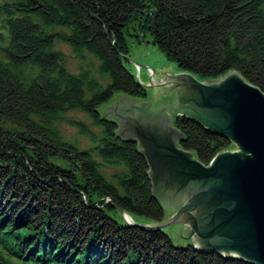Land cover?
<instances>
[{
    "label": "trees",
    "instance_id": "16d2710c",
    "mask_svg": "<svg viewBox=\"0 0 264 264\" xmlns=\"http://www.w3.org/2000/svg\"><path fill=\"white\" fill-rule=\"evenodd\" d=\"M0 12L8 34L6 41L0 32V243L6 249L13 242L21 254L46 249L40 264H254L125 220L119 207L151 224L168 214L153 195L138 143L118 135L117 122L100 107L120 93L147 97L124 63L130 23L180 70L203 79L238 71L264 91V0H7ZM57 41L81 57L99 58L109 83L89 70L70 71ZM72 109L102 128L98 136L74 122L92 148L66 140L56 126ZM175 125L181 146L205 165L236 148L190 117H177ZM103 165L120 170L110 179ZM0 264H14L1 249Z\"/></svg>",
    "mask_w": 264,
    "mask_h": 264
},
{
    "label": "water",
    "instance_id": "95a60500",
    "mask_svg": "<svg viewBox=\"0 0 264 264\" xmlns=\"http://www.w3.org/2000/svg\"><path fill=\"white\" fill-rule=\"evenodd\" d=\"M139 66L149 68L151 78L138 76L136 65L134 73L161 92L157 102L152 94L153 101L145 102L120 93L100 112L117 122L118 135L138 143L149 162L153 195L168 218L139 224L119 207L125 220L164 229L176 243L182 236L197 249L264 264V91L238 71L203 79L164 62L156 71ZM173 116L199 121L236 148L203 164L180 146L184 136Z\"/></svg>",
    "mask_w": 264,
    "mask_h": 264
},
{
    "label": "rangeland",
    "instance_id": "374dc122",
    "mask_svg": "<svg viewBox=\"0 0 264 264\" xmlns=\"http://www.w3.org/2000/svg\"><path fill=\"white\" fill-rule=\"evenodd\" d=\"M6 1L7 0H0V6H2V4H4ZM4 19H5V15L0 12V32H2V36L5 38V40L8 41L7 30L3 22ZM61 29L62 28H58V30ZM128 30L131 32L132 35H130L127 32ZM136 34L138 37L136 36ZM143 37L144 34H142L138 29V23H130L127 26L126 39L129 45V52L127 57L130 58L131 60H126L124 58V63L126 66H128L133 72H135V65H136L138 71L137 75L144 78H151V76L149 75V68L141 67L139 66V64H145L147 66H150L156 71L157 65L163 64L164 62V64L168 66L172 64V71L177 72L179 70L177 63L167 60L165 55L162 53V51L153 44L151 40V36L148 32H146V37H144V39ZM55 49L63 52L64 54L63 63L70 71L74 73H79L83 70H89L94 75V77L102 81L105 86L109 83V76L103 75L101 73L100 71L101 61L96 56L92 55L89 52H85L86 56L81 57L73 51L72 47L69 44L62 41H57ZM148 49H149V53H148ZM0 58L5 59V55L2 49H0ZM135 61H137L139 64H136ZM139 81L146 86L147 97L136 98V99L145 102H152L153 101L152 95H153L154 101L157 102L158 95L161 92L158 91L155 87L150 86L148 82L142 81L140 79ZM147 85L149 86L147 87ZM173 118L175 120L177 119V117L175 116H173ZM175 120L173 121L174 127H176ZM75 121L85 122L92 130H94L98 134V136L102 135V128L100 126L93 124V121L91 120L89 115L80 109H72L67 111L65 113L64 118L56 123V126L60 129L61 133L64 135L66 140L74 142L82 149L92 148L93 142L88 136L81 133L80 127L74 124ZM96 157L99 159L97 155ZM101 169L103 173L110 179L112 174L120 170L119 168L107 166V165H103ZM107 200L109 199L107 198ZM136 219L139 223L142 224L143 223L145 224V222L148 221L147 219L140 217ZM188 242L193 244L192 241H187L186 243Z\"/></svg>",
    "mask_w": 264,
    "mask_h": 264
},
{
    "label": "bare ground",
    "instance_id": "6f19581e",
    "mask_svg": "<svg viewBox=\"0 0 264 264\" xmlns=\"http://www.w3.org/2000/svg\"><path fill=\"white\" fill-rule=\"evenodd\" d=\"M194 245V244H193ZM37 251L32 252V251H25L22 256H24L26 259H29L30 261L40 264V262L48 256L46 249H38L36 248Z\"/></svg>",
    "mask_w": 264,
    "mask_h": 264
},
{
    "label": "built area",
    "instance_id": "2783aa9c",
    "mask_svg": "<svg viewBox=\"0 0 264 264\" xmlns=\"http://www.w3.org/2000/svg\"><path fill=\"white\" fill-rule=\"evenodd\" d=\"M109 199V198H108ZM110 200V199H109Z\"/></svg>",
    "mask_w": 264,
    "mask_h": 264
}]
</instances>
